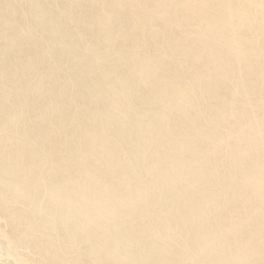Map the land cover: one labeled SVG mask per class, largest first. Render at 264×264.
I'll return each mask as SVG.
<instances>
[{"label": "bare ground", "instance_id": "obj_1", "mask_svg": "<svg viewBox=\"0 0 264 264\" xmlns=\"http://www.w3.org/2000/svg\"><path fill=\"white\" fill-rule=\"evenodd\" d=\"M0 215L14 264H264V0H0Z\"/></svg>", "mask_w": 264, "mask_h": 264}, {"label": "rangeland", "instance_id": "obj_2", "mask_svg": "<svg viewBox=\"0 0 264 264\" xmlns=\"http://www.w3.org/2000/svg\"><path fill=\"white\" fill-rule=\"evenodd\" d=\"M3 240L5 241V237H4V221H3V218L0 215V263H3V262H8L10 264L11 263L12 264L16 263L15 260H13V259L4 260L2 254H1L4 251L6 253H8L9 256H10V254L13 255L16 252L18 253L19 257H21V256L26 254L25 251H23V250H21L19 248L16 249V248H13V247H9L8 245H1ZM2 248H3V250H2ZM11 257H13V256H11ZM26 264H41V263L35 262V261H31V260L28 259V261H26Z\"/></svg>", "mask_w": 264, "mask_h": 264}]
</instances>
